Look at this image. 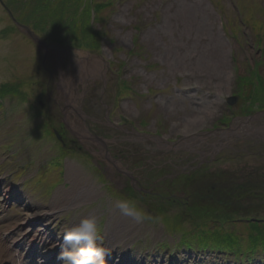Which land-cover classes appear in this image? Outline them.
Masks as SVG:
<instances>
[{"label": "rangeland", "instance_id": "rangeland-1", "mask_svg": "<svg viewBox=\"0 0 264 264\" xmlns=\"http://www.w3.org/2000/svg\"><path fill=\"white\" fill-rule=\"evenodd\" d=\"M7 1L12 3L11 0ZM18 1L19 5L12 4L15 6L13 9L21 16L20 10L26 9L27 3L25 0ZM100 1L105 4L104 13L108 14L96 26L94 24L101 33L100 36L99 33L98 36L94 33L96 48L86 49L102 55L109 66H99L105 70L95 73L94 78L81 80L86 84H79L81 108L91 115L88 121L91 129L108 139V146L114 156L123 163L130 164L133 175L140 178L144 187L160 190L164 195L168 193V186L173 189L186 186L187 193L184 196L188 195L190 204L185 205L180 201L185 200V197L174 200L159 195L156 190L143 192L133 189L128 175L113 170L111 176L107 170L102 171V165L110 164L104 156L93 154L92 157L90 154L93 160H87L80 155V152L84 154L87 151L83 142L72 143V137L68 136L66 147H61L53 136H44L43 131L36 128L39 119L33 116L30 102L36 101L38 106L39 103L43 106V124L49 118L53 125L59 126L61 117L55 113L59 106L53 101L57 85L63 77L72 78L74 75V80L68 86L69 99L73 101L76 99L74 86L80 80V76L75 75L77 72L81 73V70L77 69L79 65L76 59L66 54L60 56L59 63L54 60L56 56L50 54L45 63L49 70L45 69L41 48L37 46L35 50L30 39L22 38L18 33L13 34L15 30L11 27L14 25L2 6L0 83L6 80L22 81L24 88L31 94L28 103L19 102L18 97L9 93L0 96L4 97L0 99L3 104L0 105V110L5 109L4 113H0V160L1 152L8 145L13 150L12 157L0 167V172L6 173V169H15L25 162H36L34 165L37 166L64 156L62 160L66 161V181L63 187L48 193L34 184L21 188L40 209L57 212L54 217L58 218L59 236L74 221L77 223L84 217L95 216L99 220V236L105 235L98 243L102 245L110 235L113 244L110 249L130 257L131 260H145L146 264L161 260L163 262L160 264H168L170 260H180L182 264H228L229 261L233 264L234 261L227 255L212 258L206 256L205 260L199 259L196 262L195 259L201 258L200 256L189 257L185 252L176 254L174 250L181 238L180 234L184 230H193L196 226L194 222H198L201 215L207 214L208 207L198 206L197 211L191 209L195 204L193 199L200 198L203 192L200 189L202 192H198L194 186L207 183L222 186V183L238 180L243 174L252 177L247 173L251 169L262 171L264 176V155H259L258 151H248L245 145L250 140L246 134L233 136L219 147V151L212 153L215 150L213 142L219 139L217 136L208 135L206 141L194 143L191 147L181 144L168 149L155 147L159 144L147 137H140L144 142L139 140L136 132L159 131L166 140H170L176 135L200 133L217 125L227 126L221 121L246 113L250 100L247 97L252 92H240L241 97L236 104L228 103L225 96L237 93L235 78L238 74L252 76L254 80L262 78L264 84V0ZM64 3L62 0H31L29 11H40L44 16L49 13L56 15L59 20L56 25L61 30L56 34L75 45L79 36L88 35L85 32L87 26L76 11L80 24L72 32L76 39L73 40L71 32L64 35L63 23L71 22L70 18L74 16L70 11L71 16L62 17ZM81 4L82 8L88 5L90 7L91 0H82ZM238 4L241 5L242 15L237 10ZM113 7L114 10H111ZM253 14L259 15L258 18L255 17L256 22H251V27L243 26L240 18L244 17L246 20L248 16L251 19ZM43 21L50 24L49 21ZM52 23H56V19ZM257 39L260 41L259 45L251 44ZM249 65L254 68L253 74L247 71ZM234 66L238 68L236 73ZM258 94L263 96L264 101V89L258 90ZM260 116L264 123V114ZM108 117L123 126H116ZM251 123L261 124L256 121ZM212 156L215 158H211ZM258 164V167L252 168ZM35 166L32 170L25 168V174L32 173ZM61 167L53 165L55 173L44 174L47 190L51 183L62 178ZM74 171H83L86 179L83 183L97 187L100 192H91L88 197L76 193L78 182L74 183V178L70 175ZM40 179L41 177L37 178L33 183ZM9 184L10 182L3 184L2 181L0 187ZM62 192L68 197L62 201L72 203L70 206L68 204L55 208L54 203ZM75 194L76 197H70ZM116 199L135 202L148 218L138 223L114 211ZM201 201L197 204L211 208L212 204H207L208 198ZM12 204L7 221L24 218L27 213L25 206L18 202ZM9 207L11 206L8 205L7 208ZM212 207L218 211L215 205ZM253 210L247 212L244 209L223 207L220 213L224 215L223 219L231 230L246 235L249 229L247 219L264 216V213L256 214ZM196 212L200 218L193 215ZM181 213L188 221L180 231L174 233L168 227L170 218ZM112 216L115 217L111 219ZM167 243L171 245L163 248V244ZM167 258L170 259L167 261Z\"/></svg>", "mask_w": 264, "mask_h": 264}, {"label": "clouds", "instance_id": "clouds-1", "mask_svg": "<svg viewBox=\"0 0 264 264\" xmlns=\"http://www.w3.org/2000/svg\"><path fill=\"white\" fill-rule=\"evenodd\" d=\"M113 210L138 223L148 218L135 202L127 199H116ZM99 240L98 218L84 217L63 231L64 247L57 258L62 264H107L106 257L111 255L112 250L98 244Z\"/></svg>", "mask_w": 264, "mask_h": 264}, {"label": "bare ground", "instance_id": "bare-ground-1", "mask_svg": "<svg viewBox=\"0 0 264 264\" xmlns=\"http://www.w3.org/2000/svg\"><path fill=\"white\" fill-rule=\"evenodd\" d=\"M89 63L96 64L97 67H99V66L105 65V60L99 56H91V58H89V56L79 58L78 59V65L81 66L80 69L83 71V73L86 76H88V70H89L88 64ZM82 71H81V73H82ZM61 85H63V87H64L63 94L65 96L66 103L71 105V102H73V101H71L69 99L70 94H69V90H68V84L64 83V81L62 80V82L60 83V91H61ZM68 104H67V108H68ZM69 112H71V111H69V110L67 111V117L70 120L71 119L74 120L72 122V124L74 127H76L78 129V132L79 133L88 132V127L86 126V123L83 121V119L80 117L81 120L80 119L76 120V118H74ZM254 129H256V128L252 127V125H247L246 121L235 122L233 125V128L229 132L219 134L220 142H217V143L223 142L224 139H230L231 137H233L234 135H237V134H242V133H245L248 131H254ZM195 138H197V136ZM195 138L191 137L185 142L186 143L192 142L193 140H195ZM159 140L163 142V140L161 138H159ZM75 190H76V193H81L84 196H90L91 192H92V194H98L100 192L97 187H94L93 185H89V184H84L83 182L78 183L77 188ZM7 193H9V192H7ZM27 201H28V204H30L31 208H29V213L27 214V218L22 220L21 222H17L15 224L17 229H22L23 223H25L26 221L29 222L31 220H35L36 218H39V216L42 215V211L39 208L32 207L33 203L30 200H27ZM43 214H45V213H43ZM43 227L45 230L44 229L42 230L40 236H43L45 231L48 232L46 225ZM106 260H107V264H134L132 262H127V259L123 255L122 256L117 255L116 257H113V258L108 256V257H106Z\"/></svg>", "mask_w": 264, "mask_h": 264}, {"label": "trees", "instance_id": "trees-1", "mask_svg": "<svg viewBox=\"0 0 264 264\" xmlns=\"http://www.w3.org/2000/svg\"><path fill=\"white\" fill-rule=\"evenodd\" d=\"M77 0H62V2L68 3L70 2L71 8L73 6H76L81 3L76 2ZM77 3V4H76ZM244 80H247L249 82V86L253 85L251 84L252 81L254 82L253 78L244 76ZM259 80H262V78H259ZM257 89H264V84L260 82L257 86ZM222 228L217 227L210 231H199L197 232L198 237L200 238L201 242L200 244H206V245H212L217 242L218 244L222 245L224 248H230V249H236V250H242L243 244L245 238L243 236L238 235L237 233L233 231H226L221 230ZM247 240V246L246 250L248 251H261L264 249V220L261 221H254L250 227V230L247 232L246 235ZM195 236V238H198ZM186 243L185 241H183Z\"/></svg>", "mask_w": 264, "mask_h": 264}, {"label": "flooded vegetation", "instance_id": "flooded-vegetation-1", "mask_svg": "<svg viewBox=\"0 0 264 264\" xmlns=\"http://www.w3.org/2000/svg\"><path fill=\"white\" fill-rule=\"evenodd\" d=\"M247 173L248 174H251L253 177H256L257 176V172L255 170H252V169L249 170V171H247ZM243 178H246V177H243ZM243 178H241L239 181L242 182V180H244ZM249 179H250V177H249ZM249 179L244 180L243 181L244 183H243V186H242V192H245V191L248 190V192H247L248 195L251 194V192H249V190H251L253 186H256L255 182H251L252 180H249ZM239 181H237V182H239ZM248 195H246V196H248Z\"/></svg>", "mask_w": 264, "mask_h": 264}, {"label": "water", "instance_id": "water-1", "mask_svg": "<svg viewBox=\"0 0 264 264\" xmlns=\"http://www.w3.org/2000/svg\"><path fill=\"white\" fill-rule=\"evenodd\" d=\"M42 42V41H41ZM43 43V42H42Z\"/></svg>", "mask_w": 264, "mask_h": 264}]
</instances>
